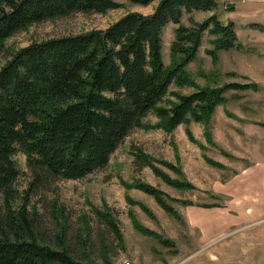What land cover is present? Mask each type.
<instances>
[{
    "label": "rangeland",
    "instance_id": "obj_1",
    "mask_svg": "<svg viewBox=\"0 0 264 264\" xmlns=\"http://www.w3.org/2000/svg\"><path fill=\"white\" fill-rule=\"evenodd\" d=\"M116 1L123 7L104 15L75 13L15 34L0 52V68L31 44L105 30L128 13L150 15L159 2L143 7ZM216 1L215 12L184 16L181 24L190 27L215 13L222 24L234 23L238 49L219 51L214 61L208 54L214 38L205 33L196 59L186 68L192 85H172L164 102L169 107L177 96L226 84L246 87L227 91L208 121L190 120L168 132L149 113L142 120L144 127L128 134L105 168L75 181L34 173L22 153H15L13 161L19 171L13 186L15 207L27 198V210L44 244L53 249L65 247L77 261L92 264H216L220 244L252 224L248 169L252 167V125H262L264 120V88L259 84L264 79V34L251 27L252 4ZM227 4L234 6L231 12L226 11ZM176 28L168 24L163 31L166 67L171 65ZM155 170L188 187L168 184ZM139 183L161 191L179 218L138 190ZM227 187L233 198L219 193ZM220 205L239 223L221 238L202 245L200 233L188 225L184 213L189 207L216 209Z\"/></svg>",
    "mask_w": 264,
    "mask_h": 264
},
{
    "label": "trees",
    "instance_id": "obj_2",
    "mask_svg": "<svg viewBox=\"0 0 264 264\" xmlns=\"http://www.w3.org/2000/svg\"><path fill=\"white\" fill-rule=\"evenodd\" d=\"M124 1L145 7L155 0ZM122 7L116 0H0V52L6 40L33 25ZM217 8L216 0H159L150 15L128 13L105 30L31 44L0 68V264H92L40 240L26 197L15 207L16 152L34 173L80 180L105 168L128 134L144 127L149 113L171 132L190 120L208 121L227 91L246 88L199 89L164 106L172 85H192L186 68L205 33L214 38L208 51L214 61L217 52L238 49L234 23L222 24L215 13L190 27L181 24L184 16ZM225 8L231 12L234 6ZM168 24L177 28L166 67L162 35ZM155 173L170 185L188 187ZM136 188L179 218L161 191L140 183Z\"/></svg>",
    "mask_w": 264,
    "mask_h": 264
},
{
    "label": "crops",
    "instance_id": "obj_3",
    "mask_svg": "<svg viewBox=\"0 0 264 264\" xmlns=\"http://www.w3.org/2000/svg\"><path fill=\"white\" fill-rule=\"evenodd\" d=\"M244 1L252 4V24L264 27V0ZM256 33L263 35L264 31ZM259 84L264 88V79ZM248 174L252 188L249 196L252 224L220 244L222 246L217 248L216 264H264V120L262 125H252V167L248 169ZM219 193L233 198L228 187ZM226 208L186 209L185 218L188 225L200 233V244L213 242L238 225V220L227 215Z\"/></svg>",
    "mask_w": 264,
    "mask_h": 264
}]
</instances>
